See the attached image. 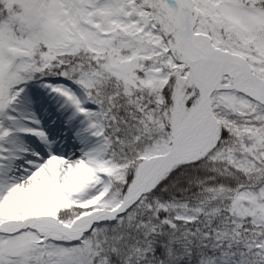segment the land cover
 <instances>
[{"label":"snow or ice","instance_id":"obj_1","mask_svg":"<svg viewBox=\"0 0 264 264\" xmlns=\"http://www.w3.org/2000/svg\"><path fill=\"white\" fill-rule=\"evenodd\" d=\"M0 264H264V0H0Z\"/></svg>","mask_w":264,"mask_h":264}]
</instances>
